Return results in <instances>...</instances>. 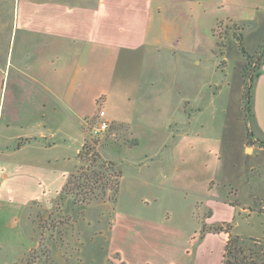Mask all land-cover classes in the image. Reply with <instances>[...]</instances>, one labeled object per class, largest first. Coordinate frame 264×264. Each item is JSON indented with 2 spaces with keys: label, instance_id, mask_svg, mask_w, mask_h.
I'll use <instances>...</instances> for the list:
<instances>
[{
  "label": "crops",
  "instance_id": "crops-1",
  "mask_svg": "<svg viewBox=\"0 0 264 264\" xmlns=\"http://www.w3.org/2000/svg\"><path fill=\"white\" fill-rule=\"evenodd\" d=\"M219 22L235 26L221 48ZM234 34L257 54L264 0H0V264H22L33 251L75 264H199L211 236L222 233L225 244L209 227L186 235L114 210L106 219L109 201L65 212L70 197L60 193L102 109L115 137L92 144L121 171L118 193L123 169L136 176L167 164L162 177L202 196L206 221L211 203L229 205L216 193L227 160L247 154L249 139L264 151V61L246 118L248 59Z\"/></svg>",
  "mask_w": 264,
  "mask_h": 264
},
{
  "label": "rangeland",
  "instance_id": "rangeland-1",
  "mask_svg": "<svg viewBox=\"0 0 264 264\" xmlns=\"http://www.w3.org/2000/svg\"><path fill=\"white\" fill-rule=\"evenodd\" d=\"M247 69H249V72L244 71L243 73L245 85L248 83L249 74L251 72V68L247 67ZM249 127L250 125L246 129L248 135ZM245 146L248 148L247 154L243 152L240 157L236 158V155H234L235 158L231 160L229 158L227 160L228 164H226V172L218 176V182L222 180V183L216 186V193L220 197V200L229 201V205L215 202L211 203L213 217L209 221H206L203 216V213L204 215L208 214V210H203V207L202 209L200 207L196 209V202L204 201L202 196L195 195L189 190L190 188L187 190L175 188L172 186L169 178L162 177V174L167 172V164H162L164 170L160 173L156 171V167L159 165L157 164L156 167H154L155 171L152 173L149 174L146 173L144 169H140L144 171L135 174L136 176H133V171L128 173V171L123 169V186L120 193H118L116 203L114 204L112 201L108 200L110 196L109 191L102 193L99 190L92 204L98 206L100 203L107 200L109 201V204L102 209L101 213L106 219L112 216L114 210L115 213L121 212L137 218H148L165 223L171 227L178 228L180 232L186 235L200 234L203 226L209 227V229L212 230L216 227L215 224L218 223V226L224 225V228L230 227L232 236L262 239L264 235V212L259 213L253 210V199L256 203L264 207V151L257 149V146L255 144L253 145L251 142H248ZM70 148L74 150L75 144L70 145ZM250 168H254V175L252 174L253 172L250 173ZM244 169L249 171L246 185L243 183L242 177ZM251 174L253 176L250 178ZM184 180L183 178L182 181ZM144 181L149 182V184L145 186ZM176 181L177 178H175L174 183H176ZM127 185L130 187H127ZM73 201V198H70L69 201H63V204H65V212L67 208L73 207ZM73 205L79 206L80 204L73 202ZM75 208L77 211L80 210H78L77 207ZM77 211L73 212V215H76ZM42 213L43 215L46 214L43 210H39V214ZM99 214V211L89 213V215L92 216H98ZM51 217L54 218L50 221L51 223H55L57 219L61 218V216H58V214L56 215V213L54 216L51 215ZM37 222L39 221L37 220ZM39 228L43 227L39 225ZM65 239H68V247L72 249L75 244L74 240L70 238V235ZM50 240L51 243L54 244L51 248L58 247L57 243L59 241V236L57 234L55 237L51 236ZM204 246V251L200 257L198 256L199 264L221 263L220 261L224 248L223 234L220 233L211 236ZM65 260L66 261L63 259L61 262L59 256L55 257V254L46 260V258L36 253V251H33L23 259L22 264L76 263L73 257L69 258V260Z\"/></svg>",
  "mask_w": 264,
  "mask_h": 264
},
{
  "label": "trees",
  "instance_id": "trees-1",
  "mask_svg": "<svg viewBox=\"0 0 264 264\" xmlns=\"http://www.w3.org/2000/svg\"><path fill=\"white\" fill-rule=\"evenodd\" d=\"M232 28H235V26L230 22H219L217 24V29L214 34L217 39L218 48H221L223 45V34H226L227 31ZM234 37L239 49L244 55H246L241 35L234 34ZM246 57L248 59L247 67L251 68V70L255 62L254 69L251 75L252 83L248 95V83L246 84L245 89L244 112L245 117L248 118L251 116V92L255 74L259 69V66L264 61V43L255 56L246 55ZM247 67L244 71L249 72V69H247ZM249 136L250 138L252 137L250 131ZM249 142H251L250 139ZM262 145H264V143H262ZM82 150L83 151H81V154H79L78 159L80 161L87 162L88 166L79 165L77 171L69 176L65 186L60 193V199L63 200L64 198L70 197L73 198L74 203H79L80 205H88L92 203V201L95 199L97 191L100 190L102 193L109 191L110 196L108 200L115 203L119 190V179L121 178V171L116 168V166L112 162L101 160L98 153L95 151V147L92 142L87 144ZM252 172L250 173L254 175L255 172ZM252 174L250 175V178L251 176H253ZM253 210L258 211L259 213L264 212V207L256 203L253 199ZM224 227V225H219L211 230L214 233L224 232L225 235H227L220 264H264V238L256 239L232 236L230 233V227ZM201 232H206L205 226H203Z\"/></svg>",
  "mask_w": 264,
  "mask_h": 264
},
{
  "label": "built area",
  "instance_id": "built-area-1",
  "mask_svg": "<svg viewBox=\"0 0 264 264\" xmlns=\"http://www.w3.org/2000/svg\"><path fill=\"white\" fill-rule=\"evenodd\" d=\"M111 129L112 124L106 118L104 110L99 109L94 117V120L86 123L85 141L82 149H84L87 144L92 142V140H98L100 138H114L115 134Z\"/></svg>",
  "mask_w": 264,
  "mask_h": 264
},
{
  "label": "water",
  "instance_id": "water-1",
  "mask_svg": "<svg viewBox=\"0 0 264 264\" xmlns=\"http://www.w3.org/2000/svg\"><path fill=\"white\" fill-rule=\"evenodd\" d=\"M254 65H255V62L252 66V70H251V73H250V77L248 78V84H247V95L249 94V90H250V87H251V83H252V80H251V75H252V71L254 69ZM78 164L79 165H83V166H88V163L87 162H84V161H78Z\"/></svg>",
  "mask_w": 264,
  "mask_h": 264
}]
</instances>
